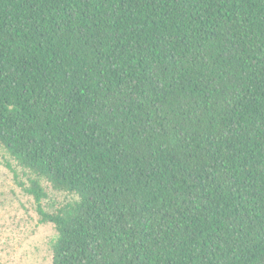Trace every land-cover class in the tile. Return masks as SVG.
<instances>
[{"label":"trees","instance_id":"obj_1","mask_svg":"<svg viewBox=\"0 0 264 264\" xmlns=\"http://www.w3.org/2000/svg\"><path fill=\"white\" fill-rule=\"evenodd\" d=\"M0 147L50 264H264V0H0Z\"/></svg>","mask_w":264,"mask_h":264},{"label":"rangeland","instance_id":"obj_2","mask_svg":"<svg viewBox=\"0 0 264 264\" xmlns=\"http://www.w3.org/2000/svg\"><path fill=\"white\" fill-rule=\"evenodd\" d=\"M15 170L16 176L7 167ZM35 177L23 171L0 147V264H50L52 246L57 232L50 223L40 224L36 204L19 182L29 185ZM45 194L41 207L55 213L76 197L54 190L45 180H39Z\"/></svg>","mask_w":264,"mask_h":264}]
</instances>
